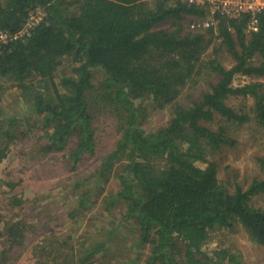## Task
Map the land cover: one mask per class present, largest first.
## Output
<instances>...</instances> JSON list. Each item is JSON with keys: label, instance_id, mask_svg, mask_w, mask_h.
Wrapping results in <instances>:
<instances>
[{"label": "trees", "instance_id": "1", "mask_svg": "<svg viewBox=\"0 0 264 264\" xmlns=\"http://www.w3.org/2000/svg\"><path fill=\"white\" fill-rule=\"evenodd\" d=\"M211 17L191 0H0V163L60 160L74 173L52 187L75 206L73 224L43 223L36 242L38 227L14 217L35 196L10 183L0 264H135L145 248L146 264H226L234 254L206 244L237 225L264 245V176L244 187L213 159L249 123L264 126V82L254 80L264 77V9L205 27ZM238 74L251 80L235 84ZM198 84L207 88L186 90ZM149 109L169 118L144 129Z\"/></svg>", "mask_w": 264, "mask_h": 264}, {"label": "rangeland", "instance_id": "2", "mask_svg": "<svg viewBox=\"0 0 264 264\" xmlns=\"http://www.w3.org/2000/svg\"><path fill=\"white\" fill-rule=\"evenodd\" d=\"M231 63L232 61L226 59L225 65L230 66ZM250 80V77L238 74L234 79V83L242 84ZM254 80H261L264 82V77ZM199 84H202V82ZM199 84L195 86V88H192V86L189 88L187 87L186 90L195 92L196 90L202 91L207 88L206 85L199 86ZM197 95H199V93L194 95V97H197ZM182 100H185V98ZM235 101L236 100H234V102ZM250 101L253 102L252 99H250ZM149 111H153L154 115H152V117L148 116L145 119V123H143L144 129L148 130L154 128L156 124L164 123L169 118L168 109L160 111L149 109ZM240 132L241 134L239 135L237 145L224 148L223 152L221 154H216L213 159L220 161L222 164L220 171L221 177L229 176L231 179L237 178L244 187H247L254 178L264 176L263 171L260 169V164L257 161L258 156L264 157V126H257L254 122H251L243 127ZM32 150L33 148L26 151L32 152ZM18 151L19 149L15 150V152ZM59 161L58 159L49 158L47 162L45 159L42 162L38 161L34 166H29V161L25 159V156L19 157V155L12 154L9 159L3 160V162L0 163V212L3 213V218L5 219L12 216L8 214L6 208H2V206L9 204L11 201L8 193H12L13 187L10 183H17L14 186L15 191L24 190L28 199L35 196L29 199L25 214L18 208V213H16L14 217L16 219H30V223L38 227L36 232L37 237L35 235L32 236L34 238L40 237L38 240L35 239L36 242L43 239L46 235L43 231L45 230L43 223L50 222L49 226H56L61 224L62 221L60 220L66 217L65 220H68L66 224H73L72 221L74 217H69L71 211L75 209V206H71V195L61 198V194L57 192L60 187L56 191L53 189L52 185L59 179V174L64 172L67 175L73 176L72 172L74 173V170L72 171V168L68 169L63 162L61 163ZM226 165H229L228 169L225 168ZM84 167L85 166L81 169ZM71 181H73V179H71ZM253 204L262 205L263 203L260 202L259 197H255L253 199ZM97 209L98 205L93 206L91 210L86 212L87 220L85 223L90 222L88 218L92 217L95 212H99ZM118 214H120V212H118ZM108 221L105 219L102 220L103 228L106 226L108 227ZM1 226L2 224L0 223V227ZM65 226L66 225H64V227ZM83 226L84 223H82V226L78 229V233L81 232ZM129 227H132L134 233L128 231ZM122 229L126 233L120 237V240L126 237V244H129L130 238H132L133 234L136 235L137 232L134 220H124ZM132 239L135 240L134 238ZM206 247L207 250H211L213 247L216 249L225 248L228 249L230 253L234 254L235 260H227L226 264H264V245L252 241L247 231L238 225L233 229L220 228L213 230ZM20 248V246L14 247L17 252H19ZM148 254L149 250L145 248L140 259L138 258L135 264H146L145 260ZM129 255L130 258H135L137 254L132 250L129 252ZM37 260L38 259L35 257L34 259L26 257L22 260H18L16 264H40Z\"/></svg>", "mask_w": 264, "mask_h": 264}, {"label": "built area", "instance_id": "3", "mask_svg": "<svg viewBox=\"0 0 264 264\" xmlns=\"http://www.w3.org/2000/svg\"><path fill=\"white\" fill-rule=\"evenodd\" d=\"M196 1L197 3L207 4L211 16L215 17L216 15H227L230 17H238L243 13L256 12L264 9V0H191ZM42 10L38 9L36 14L33 13L29 18L31 20L30 24H34L42 16ZM204 19L203 25L208 27L215 23V20ZM250 30L258 29V19L252 15L251 20L248 24ZM9 35L5 32L0 33V41L5 42L8 39ZM13 37H17L16 34Z\"/></svg>", "mask_w": 264, "mask_h": 264}]
</instances>
